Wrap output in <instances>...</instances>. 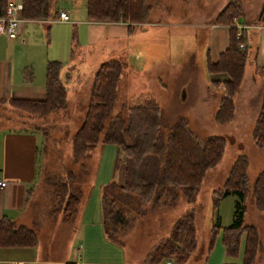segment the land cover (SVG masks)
<instances>
[{"label": "trees", "instance_id": "trees-1", "mask_svg": "<svg viewBox=\"0 0 264 264\" xmlns=\"http://www.w3.org/2000/svg\"><path fill=\"white\" fill-rule=\"evenodd\" d=\"M56 0H20L22 19H50L58 14ZM86 19L94 22H126L140 24L148 20L147 0H84ZM6 0H0V18L5 14ZM264 11L262 4L261 18ZM238 0H229L213 17V23L227 28V45L212 62L207 56L205 71L211 75L223 74L222 79H208V87L221 88L212 121L224 125L235 114L234 96L239 89L245 61L246 31L235 39L232 20L241 18ZM61 64L48 60L45 65L44 99L41 101H11L19 111L41 118L66 107V97L60 79ZM122 72L118 59H108L96 69L89 88L83 119L74 131L71 144L73 162L88 153L90 146L111 144L120 152L123 166V182H109L101 189L100 222L106 238L117 242L132 226L124 206H131L133 194L139 205L170 206L182 196L186 204H193L196 193L206 172L222 158L225 140L218 136L202 138L178 118L167 131L162 124L161 110L149 95L126 107L125 115H111L117 101L116 87ZM250 139L256 148L264 145V79L260 92L259 107L250 130ZM247 159L237 155L220 188L214 189L213 204L228 196L235 197L231 221L225 226L212 225L201 259L205 264L215 236L220 234L223 255L235 259L240 242V263L252 264L258 249V233L254 226L243 224L244 201L249 194L246 175ZM53 207L50 214H60L63 221H72L77 210L81 192L75 175L67 171L61 177L47 180ZM115 189L112 193L110 189ZM255 210L264 212V171L257 173L251 186ZM121 202V204H119ZM119 204V205H118ZM194 211L185 209L170 225L167 235L157 241L147 252L144 264H157L173 256L174 264H186L196 250ZM36 238L32 230L15 226L7 218L0 219V247L34 246Z\"/></svg>", "mask_w": 264, "mask_h": 264}, {"label": "rangeland", "instance_id": "rangeland-1", "mask_svg": "<svg viewBox=\"0 0 264 264\" xmlns=\"http://www.w3.org/2000/svg\"><path fill=\"white\" fill-rule=\"evenodd\" d=\"M228 1L147 0V3L149 15L153 10V17H156L160 22L185 21L190 24H207L206 22L210 21L211 29L215 30V35L220 38L221 45H224L227 39L226 29L222 25L214 24L213 18L211 20L209 18L216 9L219 11ZM251 1L255 2V0H238L242 17L234 19V22L243 25L242 30L246 31V43H242L243 48L244 46L246 48V61L242 81L235 94L237 96L234 101L236 107L231 122L216 125L212 121L222 90L221 88L215 90L209 88L208 79L209 77L222 79L225 75L210 76L209 74L208 76L205 71V37L208 27L197 28L192 25L190 28L186 26L175 27L173 28L174 35L162 34L156 47H151L156 48L159 53L167 55L169 44L170 49L172 48L171 54L173 53L170 65H158L146 73L142 72V74L134 68L135 77L130 75L132 67H127V74L124 75V81L121 82V87L124 90L119 87L118 100L111 115H125L126 107L139 101L132 95L133 89L147 88L160 106L164 131H167L168 127L178 118H183L188 127L199 137L218 136L223 138L225 148L219 163L206 172L193 204H186L180 196L170 206L158 207L152 203L139 205L133 194H130L132 195V205H125L124 209L127 216L133 219L132 226L121 238H118L126 261L143 262L150 248L167 235L171 223L185 209L191 208L194 211L196 250L186 264H201L211 226H225L231 221L235 201V197L229 194L214 206L212 191L222 186L234 158L237 155H244L247 159L246 175L249 194L244 201L243 224L254 226L258 233L259 244L252 264H264V212L255 210L251 195L254 178L257 173L264 171V145L262 148H256L250 139V130L257 114L255 111L259 104L264 79V72L261 73L251 68L257 40L256 34H253V32L255 33L253 28L255 25L258 26L255 17L251 18ZM221 4L222 6L219 8L218 6ZM55 7L57 10L65 9L70 21L59 23L53 20L50 24H26L22 22L23 25L36 28L37 32H40L39 39L35 38L34 33L30 35V39L28 38L29 47L37 51L40 57L55 54L59 56L62 47L65 49V56H69V51L77 47L76 33L80 26L73 25L71 20L74 17L77 19L84 18L83 0H56ZM149 15L148 19L150 18ZM261 21L262 23H260L264 25V20ZM46 26H49L48 33H46ZM215 26L218 28H213ZM213 54H216L215 49L212 51ZM142 59L145 61V58ZM216 60L217 57L213 61ZM138 74L141 75L143 81L135 80L136 77H139ZM250 74L252 77L258 78V82L252 83ZM126 91L129 95L125 94ZM79 102V106L49 113L45 118H37L35 123L40 125L39 127L42 129L40 130L44 134L40 137L38 145V170L41 173L39 178L47 182L51 177H61L67 171H71L75 175V182L81 192L93 184L94 177H97L96 173L98 174L100 170L105 171V174L107 171L113 170V179L117 180L123 166L120 162H116L121 159L120 152L116 148V155L114 160L109 162L110 165L108 163L109 158L105 157L102 161L100 145L90 146L88 153L80 161L73 162L70 155V140L84 115V111L80 107L83 105V100L79 99ZM112 163H114V167H112ZM110 191L114 193L115 189L111 188ZM45 231H49V226ZM46 234L43 233L42 236L44 240L42 247L49 245L54 256L63 257L65 242L62 240V234H59V237L50 243H47ZM170 259H173V256H170Z\"/></svg>", "mask_w": 264, "mask_h": 264}, {"label": "crops", "instance_id": "crops-1", "mask_svg": "<svg viewBox=\"0 0 264 264\" xmlns=\"http://www.w3.org/2000/svg\"><path fill=\"white\" fill-rule=\"evenodd\" d=\"M8 1L20 6V0H6V4ZM251 3V18L255 17V21H258V26L255 25L253 28V31L255 30L253 34H256L257 40L251 68L262 73L264 72V25L261 24V20H264V11L261 18L259 20L258 18L263 0H255ZM83 5L84 18L77 19L74 17L71 20L73 25L80 27L76 33L77 47L69 51V56H65L63 47L60 48L59 56L55 54L41 57L37 51L29 47L28 38L30 39V35L34 33L35 38L39 39L40 32H37L36 28L23 25V23L50 24L53 20L58 21L57 16L50 19H24L17 36L13 39H8L0 34V179L5 181V186L0 188V219L7 218L15 226L32 230L36 238L34 246L0 247V264L15 262H24L25 264L145 263V258L141 263L126 261L119 240L117 242L108 240L103 233L100 222L101 189L111 181L116 185H121L123 170L120 171L117 180L113 179V170L107 171L106 174L105 171L101 170L98 174L96 173L97 177H94L93 184L85 190H81L76 214L72 221H63L59 213L50 214L54 204L52 190L46 185V181L39 178L41 173L38 170V145L40 137L44 134L41 132L40 125L35 123L37 118L19 111L11 104V101H41L44 99L45 65L48 60H55L61 64L60 79L66 97L64 109L79 106V99H82L83 105L80 107L85 112L92 77L97 67L108 59H118L122 64V72L116 87L117 95L119 87L122 86L121 82L124 81L123 77L127 74L128 66L132 67L130 75L135 77L134 68L142 74V72L146 73L158 65H170V60L173 59L170 45L168 44L167 55L159 53L156 48L151 46L156 47L162 34L174 35L173 28L175 27L186 26L190 28L191 25L197 28L208 27L205 37L206 56L212 62L227 44L226 39L225 44L221 45L220 38H217L215 30L211 29L210 21H205L207 24H190L185 21L160 22L156 17H153L154 13L151 10L150 18L146 23L133 24L128 29L126 22L87 20L86 15H84V0ZM221 6L222 4L218 7ZM59 11L66 10L60 8ZM217 11L218 9L210 16L209 20L215 16ZM67 16L68 21H70L68 14ZM224 28L227 31L225 26ZM48 30L49 26H46V33ZM171 31L173 32L171 33ZM213 49H215V55H212ZM142 58H145V61ZM254 75L256 76V74ZM138 76L135 80L143 81L141 75L138 74ZM250 80L255 83L258 78L252 77L250 74ZM121 89L124 90L123 87ZM125 94L129 95L127 91ZM132 95L139 100L149 95L156 101L147 88L133 89ZM235 97L237 99V96H234V101L236 100ZM156 103L158 104L157 101ZM258 107L259 104L255 114ZM45 116L41 118H45ZM115 152L114 145H102L100 148L102 161L105 157L109 158L108 163L113 161ZM113 164L112 167H114ZM47 226H49L48 232L45 231ZM43 233H47V243L55 241L59 234H62V240L65 242L63 257L54 256L49 245L42 247ZM241 255L242 241L236 258H225L218 233L214 238L205 264L240 263ZM167 260L174 264L170 258L157 264H166Z\"/></svg>", "mask_w": 264, "mask_h": 264}, {"label": "built area", "instance_id": "built-area-1", "mask_svg": "<svg viewBox=\"0 0 264 264\" xmlns=\"http://www.w3.org/2000/svg\"><path fill=\"white\" fill-rule=\"evenodd\" d=\"M57 20L61 22L68 21V16L65 11H59L57 15ZM24 19L20 16V6L15 4L12 1H8L5 7V14L0 18V34L4 35L8 39H13L18 34L20 26ZM233 27L235 29V39L241 37V30L244 28L243 25L238 24L234 20L232 21ZM243 44L238 43L237 47L243 49ZM5 186V181L0 179V188ZM12 264H25L24 262H15ZM166 264H171L169 260L166 261Z\"/></svg>", "mask_w": 264, "mask_h": 264}, {"label": "water", "instance_id": "water-1", "mask_svg": "<svg viewBox=\"0 0 264 264\" xmlns=\"http://www.w3.org/2000/svg\"><path fill=\"white\" fill-rule=\"evenodd\" d=\"M263 5H264V0H263Z\"/></svg>", "mask_w": 264, "mask_h": 264}]
</instances>
